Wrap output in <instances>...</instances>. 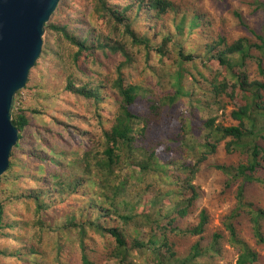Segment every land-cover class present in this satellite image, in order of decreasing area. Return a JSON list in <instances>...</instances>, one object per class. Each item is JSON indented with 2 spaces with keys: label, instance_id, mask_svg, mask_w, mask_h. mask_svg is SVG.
<instances>
[{
  "label": "trees",
  "instance_id": "trees-1",
  "mask_svg": "<svg viewBox=\"0 0 264 264\" xmlns=\"http://www.w3.org/2000/svg\"><path fill=\"white\" fill-rule=\"evenodd\" d=\"M75 4L89 9L92 19L73 15ZM259 6L264 8L263 0ZM64 13L68 16L60 20L59 15ZM52 18L46 28L68 45L61 55L72 68L76 66L90 74L84 78L71 71L65 90L85 105L87 114H92L104 135L100 140L98 132L85 128V124L92 123L87 114L66 111L64 119L56 118L54 123L70 137L69 141L77 143L81 155L65 148H52L59 157L27 153L28 164L32 165L28 175L35 186L18 197L34 201V224L43 233L56 234V264H66L71 258L82 264H95L90 256L99 254L116 259L117 264H134L140 254L147 255L148 264H217L214 260L222 254L225 243L238 248L236 264H258L259 253L241 235L238 217L245 207L253 237L263 239L264 208L245 200L244 190L253 182L264 186V79H250L246 72L253 61L264 78V24L261 32L256 33L257 42L248 37L230 39L215 26L198 0H61ZM137 48L143 49L147 57L153 51L159 57L160 67L149 65L157 80L154 85L148 81L134 82L133 75H126L125 69L134 62L133 52ZM99 53L122 57L116 65L115 78H98L81 67L88 57L95 60ZM170 59L175 62L166 64ZM187 64L192 68L202 64L209 73H196ZM229 98L237 101L230 112L237 124L225 125L212 113L215 107L224 109ZM108 99L116 104L111 118L103 114ZM16 102L17 98L12 113L13 123L20 129L19 141L1 180L12 170L16 153L22 149L24 131L31 125L30 111L16 107ZM180 102L187 108L174 109ZM205 110L210 115H198V111ZM85 139L93 144L81 142ZM139 141L143 143L136 146ZM224 141L229 151L238 150L242 156L237 165H217L227 175L228 183L241 181L237 206L223 220L224 232L214 231L209 236H203L208 211H201L197 226L184 230L185 237L201 238L182 257L174 249L173 236L180 232L179 221L191 214L199 199L194 181L201 164ZM173 143L182 153L178 150L176 156L172 154ZM137 153L138 159L131 162V155ZM69 156L64 165L62 159ZM50 162L60 168L49 169ZM125 166L135 168L141 176L162 173L156 183L165 185L167 190L161 191L162 203L154 213L142 203L135 188L126 189L116 182V171ZM11 198H0L3 233L11 227L5 221L6 205ZM157 203L154 200L152 205ZM64 207L68 212L60 220L58 215ZM146 226L150 231L145 242L142 235ZM75 236L77 246H67V240ZM29 252L35 249L31 247ZM25 254L24 251L19 256L24 259ZM201 258H206V262L197 261Z\"/></svg>",
  "mask_w": 264,
  "mask_h": 264
},
{
  "label": "rangeland",
  "instance_id": "rangeland-1",
  "mask_svg": "<svg viewBox=\"0 0 264 264\" xmlns=\"http://www.w3.org/2000/svg\"><path fill=\"white\" fill-rule=\"evenodd\" d=\"M259 1L198 0V3L201 8L208 11L210 19L215 22V26L225 31L230 39L248 37L252 41L257 42L256 33L261 32L264 24V8L259 6ZM73 10V15H84L92 19V16H89V9H85L83 6L75 4L73 5ZM67 16L68 14L64 13L59 15L58 18L64 20ZM50 20H53V18ZM93 24L98 27H103L98 21H94ZM101 27L99 28L103 29ZM43 40L42 53L30 72L26 87L20 95L15 97L17 98L16 107L22 106L30 111L31 125L24 131L25 137L23 139L22 149L19 153H16L12 170L7 173L6 177L0 180V198L7 197L8 195L12 196L6 205L5 214V221L11 227L4 230V233L0 230V264H35L36 262L56 264L55 259L58 258L59 254L55 248L56 234L43 233L40 230V226L34 224V220L37 218L34 201L32 199L18 197L19 194L26 195L28 190L35 186V183L32 182L28 175V172L32 170V165L28 164L29 156L27 153L33 152L36 154H44L45 157L52 155L59 157L53 152L52 148L58 150L65 148L68 151H72L76 156L81 155L77 143L72 140L69 141L70 137L60 127H57L54 122L56 118L64 119L66 111L79 112L81 115L88 113L85 105L65 90V84L66 77L71 71L84 78H88L90 74L84 73L79 67L74 66L72 68L69 60L61 55L60 52H65L68 45L57 33L46 28ZM133 57L134 62L130 67L125 69L126 75H133L134 78L132 80L134 82H152V85H154L157 80L154 77L155 73L152 72L149 65L152 64L155 68L161 66L157 53L153 51L147 57L143 49L140 50L137 48L134 49ZM95 60L92 57H88L87 61L81 63V67L94 73L95 77L113 79L116 77V65L122 60V57L119 54L107 57L99 53ZM174 62V59H170L166 61V64ZM187 67L190 69L193 66L187 64ZM247 68L246 72L250 79H264L258 72L257 63L252 61L247 65ZM192 69L196 73L204 71L205 75L209 73L204 69L202 64H198ZM158 73H161V69ZM164 77L166 76L164 75ZM225 102L226 107L224 109L218 110L215 107L212 114L216 115L218 121L225 125L237 124L230 116L231 109L237 106V101L229 98ZM176 108H187V105L180 102L174 107V109ZM115 109V101L108 99V103L103 106V114L111 118L114 115ZM202 114L208 116L210 112L208 110L203 112L198 111L199 116ZM86 116L92 120V123L90 126L85 124V128L88 127L86 129L92 130L94 133L98 132V139L102 140L104 135L97 126L96 120L92 118V114H87ZM73 124H77V122ZM109 125V119H107L105 126L108 127ZM143 141L137 142L136 146L141 145ZM81 142L89 146L93 144L88 139ZM173 148L174 152L172 154L176 156L178 150L181 151V149L177 148L176 143H173L171 151ZM171 151L167 155L169 159L172 156ZM131 157V162H134L138 159L139 153L131 155ZM241 158L240 152L238 150L229 151L226 141H224L218 147L217 152L201 164L194 181L198 187L199 199L191 208V214L187 218L179 221L181 224L179 228L180 232L173 236L176 240L174 242V249L180 256L187 255L190 252L191 245L201 238V236L192 235L185 237L186 235L184 234V230L187 229L186 227L190 226L194 228L197 226L201 211L207 210L209 215L207 231L203 236H209L214 231L224 232L223 220L237 206V191L241 181L238 180L235 183H228L227 175L217 165H237L242 160ZM69 160L70 156L67 159H62V162L65 165ZM50 163L49 169L54 170L60 168V166H56L52 162ZM153 173V175L146 173L141 176L140 172L135 168L125 166L122 170L116 171V177L118 178L116 182H119L126 189L135 188L137 196H141L142 203L150 208V212L154 213L162 203L161 191L166 192L167 188L165 185L156 183L157 179L162 176V173L159 171ZM176 174H178V170H176ZM152 183H156V185H152ZM228 184L230 185L228 186ZM244 196L248 202L256 203L264 208V186L260 183L253 182L247 184L244 190ZM154 200H158V203L152 205ZM67 212L68 208L64 207L60 215H58L60 220L64 219V217L60 216H63ZM238 220L240 222L241 235L259 253L257 263L264 264V236L263 239L253 237L249 213L245 207H243ZM53 223H55V220ZM149 229L148 226L143 229L144 234L142 235V239L145 242L149 238L147 233L150 231ZM68 232L72 234L70 233L71 231ZM95 237L96 240H99V236ZM67 242H69L67 246L76 247V236L71 240H67ZM31 247L35 249V252H29V248ZM22 249L27 252L23 257L24 259L19 256L21 252H24ZM135 255L133 254L132 256L136 257ZM237 256L238 248L225 243L222 254L214 262L217 264H236ZM90 257L95 261V264H117L116 259L108 256L103 257L102 254H99L97 257L94 255ZM75 259H68L66 264H82L80 260L75 261ZM146 260H148L147 255L140 254L139 257L134 259V264H148ZM206 260V258L197 259L199 262H206Z\"/></svg>",
  "mask_w": 264,
  "mask_h": 264
},
{
  "label": "water",
  "instance_id": "water-1",
  "mask_svg": "<svg viewBox=\"0 0 264 264\" xmlns=\"http://www.w3.org/2000/svg\"><path fill=\"white\" fill-rule=\"evenodd\" d=\"M61 0H0V180L19 141L13 103L43 49L46 24Z\"/></svg>",
  "mask_w": 264,
  "mask_h": 264
}]
</instances>
